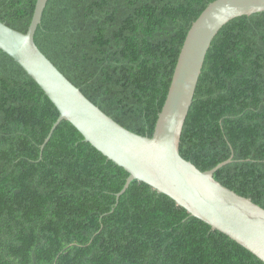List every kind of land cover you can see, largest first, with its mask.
Instances as JSON below:
<instances>
[{
  "label": "trees",
  "instance_id": "obj_1",
  "mask_svg": "<svg viewBox=\"0 0 264 264\" xmlns=\"http://www.w3.org/2000/svg\"><path fill=\"white\" fill-rule=\"evenodd\" d=\"M216 0H49L35 40L83 94L152 137L184 41ZM37 0H0L27 33ZM0 49V264H264L86 142ZM42 145H45L42 150ZM180 152L264 208V12L212 42Z\"/></svg>",
  "mask_w": 264,
  "mask_h": 264
},
{
  "label": "water",
  "instance_id": "obj_2",
  "mask_svg": "<svg viewBox=\"0 0 264 264\" xmlns=\"http://www.w3.org/2000/svg\"><path fill=\"white\" fill-rule=\"evenodd\" d=\"M48 2L37 0L27 33L0 20V49L24 68L60 113L45 144L62 121L70 122L86 142L129 173L117 200L133 181L144 182L264 262V208L215 178L232 159L201 171L180 152L185 123L213 40L234 19L263 12L264 0H216L204 10L186 37L152 137L138 135L108 116L41 51L35 36Z\"/></svg>",
  "mask_w": 264,
  "mask_h": 264
},
{
  "label": "rangeland",
  "instance_id": "obj_3",
  "mask_svg": "<svg viewBox=\"0 0 264 264\" xmlns=\"http://www.w3.org/2000/svg\"><path fill=\"white\" fill-rule=\"evenodd\" d=\"M212 3H213V2H212ZM263 12H264V11H263ZM263 12H259V13H263ZM254 14H257V13H254ZM252 15H253V14H252ZM238 18H239V17H238ZM195 22H196V21H195ZM195 22H194V23H195ZM229 23H230V22H229ZM192 26H193V25H192ZM190 30H191V29H190ZM190 30H189V31H190ZM220 31H221V30H220ZM188 33H189V32H188ZM187 35H188V34H187ZM185 40H186V39H185ZM184 42H185V41H184Z\"/></svg>",
  "mask_w": 264,
  "mask_h": 264
}]
</instances>
